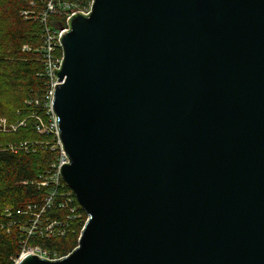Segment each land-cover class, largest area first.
<instances>
[{
    "label": "water",
    "instance_id": "95a60500",
    "mask_svg": "<svg viewBox=\"0 0 264 264\" xmlns=\"http://www.w3.org/2000/svg\"><path fill=\"white\" fill-rule=\"evenodd\" d=\"M53 111L78 246L15 264H264V0H92Z\"/></svg>",
    "mask_w": 264,
    "mask_h": 264
},
{
    "label": "trees",
    "instance_id": "16d2710c",
    "mask_svg": "<svg viewBox=\"0 0 264 264\" xmlns=\"http://www.w3.org/2000/svg\"><path fill=\"white\" fill-rule=\"evenodd\" d=\"M48 1L0 0V124L1 119L6 120L5 130L0 126V264H15L24 249L35 247L53 256L69 255L78 246L88 218L63 180V192H71L73 203L66 201L61 190L33 228L35 214L50 193V187L40 183L58 155L48 146L54 137L39 133L34 117L47 119L43 105L34 104L35 99L43 98L48 83L42 49L46 26L57 31L67 18L62 10L49 13L45 24L42 16ZM24 46L29 50H23ZM22 121L24 125H20ZM23 142L33 145L29 150L11 149ZM74 206L76 217L71 212ZM51 223L56 224L48 228Z\"/></svg>",
    "mask_w": 264,
    "mask_h": 264
},
{
    "label": "built area",
    "instance_id": "2783aa9c",
    "mask_svg": "<svg viewBox=\"0 0 264 264\" xmlns=\"http://www.w3.org/2000/svg\"><path fill=\"white\" fill-rule=\"evenodd\" d=\"M91 8H92V0H79L76 2L49 0L47 10L42 16V21L45 22L46 24L49 13L54 14L60 12L61 10L67 13L66 25L61 29L57 31H52L51 28L46 26L45 44L44 47H42L44 53V67H45L44 74L48 79L47 80L48 83L42 94L43 98L41 100L35 99L34 104L39 106L43 105L44 109L46 110L47 119L44 120L43 117L40 115H34V117L36 119V128L39 131V133L46 135L49 134L54 137V140L48 143V146L52 151H57L58 155L55 161L51 164V167L45 177V180L40 183L41 186H49L50 193L49 196L44 200V205L41 211L35 214V219L33 221V228L38 227L42 212H44L46 209H48L53 205L55 198L58 197V195L61 193V190H62L61 195L66 198V201L68 203H73L74 201V198L71 195L70 191L63 192V187L65 185V182H63L64 179L60 172L61 166L63 164H68L70 159L63 150V144L60 139L57 122H56L57 117L53 111L52 104L54 100L55 85L58 82L55 73L63 67V63H64V52L61 45V36L65 31L69 29V20L73 15L77 13L88 15L91 11ZM23 50H29V47L24 46ZM21 124L24 125L25 121L21 122L20 125ZM5 125H6V120L1 119L0 126L4 127ZM32 145L33 143L23 142L19 146H14V145L11 146V149L14 150L15 148H22L25 150H29L32 147ZM71 212L73 217H76L75 206L72 207ZM18 213H20V211H18ZM55 224L56 223H51L50 225H48V228H51ZM29 251L49 260H57L62 258L55 255L53 256L51 255V253H49L46 250H42L40 247L24 249L21 255ZM17 260H15V263Z\"/></svg>",
    "mask_w": 264,
    "mask_h": 264
},
{
    "label": "rangeland",
    "instance_id": "374dc122",
    "mask_svg": "<svg viewBox=\"0 0 264 264\" xmlns=\"http://www.w3.org/2000/svg\"><path fill=\"white\" fill-rule=\"evenodd\" d=\"M23 122V121H22ZM4 128V130H5V126L3 127ZM14 129H16V128H14ZM29 252H31V251H29Z\"/></svg>",
    "mask_w": 264,
    "mask_h": 264
}]
</instances>
